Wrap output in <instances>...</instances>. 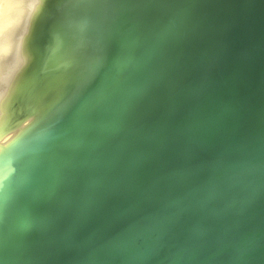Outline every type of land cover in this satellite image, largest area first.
Segmentation results:
<instances>
[{"label": "water", "instance_id": "obj_1", "mask_svg": "<svg viewBox=\"0 0 264 264\" xmlns=\"http://www.w3.org/2000/svg\"><path fill=\"white\" fill-rule=\"evenodd\" d=\"M0 264H264V0H46L0 140Z\"/></svg>", "mask_w": 264, "mask_h": 264}, {"label": "bare ground", "instance_id": "obj_2", "mask_svg": "<svg viewBox=\"0 0 264 264\" xmlns=\"http://www.w3.org/2000/svg\"><path fill=\"white\" fill-rule=\"evenodd\" d=\"M4 1H6V0H4ZM7 1L10 2L9 3L10 5L9 6L7 5V7H9V8L4 7L2 9V11H0V35L3 34L2 32L5 33V31L7 29H9V28H7L5 31H3V29H4L3 27L9 26L8 24H5V22L8 21L9 16H10L9 18L11 20L9 24L10 25L12 23L14 24L15 21L17 24V21L19 20V17H20L19 15H21V12L19 13L17 10H16V12H13V10H14V8L16 9V7L18 5L17 2H20V1L24 2L25 0L24 1H22V0L18 1L17 0V2H16L17 5L13 4V5H16V6H14L13 9L11 6L12 0H7ZM45 1L46 0H28V5L27 4L26 5L29 6L28 8L31 9L32 13L29 12L30 15L28 16L27 15L28 12H25V11H27V10L30 11V10L27 9V7H25L26 5H24L23 7H25V9H27V10H24L23 8H21V9L24 10V12L26 13V19L24 16H22L25 20L22 21L23 23L21 24V29H18L19 31L14 32L13 33L14 35L9 30L10 35L11 36L13 35V36L10 37L9 40H6L7 41L6 45L3 44V42L4 43L6 42L5 41L6 36L4 38V41H2V43H0V46L3 49V51H2V49H1V51L4 52V54H6L5 52L7 49L10 50V53L7 50L8 51V53L6 54L7 56L4 57V58L9 57L8 61H7V59L5 60L4 58H2L3 53L0 52V58L7 61L6 64L3 63V64H5L4 66H2V63L0 64L2 67V68L0 67L2 69L0 71V74L4 75V77L1 75L0 79L3 80V78H4V80H5L8 75H9L8 78L10 77L8 80L6 79L7 81L5 80V82H6L5 85L3 82L2 86L0 87V128L7 122V120L10 117L11 110H12V107H13L18 89H19V85H20V82H21V79H22V76H23V73L25 70V66H26V47H27L28 38L30 36L34 22L38 16L43 4L45 3ZM0 2H1V0H0ZM21 2L19 3L20 5L22 4ZM26 2L27 1H25V3ZM2 4H5V3L2 2ZM17 9L19 10V8H17ZM24 12H22V13H24ZM11 14L14 16L17 15L15 17L14 16L13 17L14 18L18 17V20L14 19V21H13V17ZM16 24H15V26L18 27L19 24H17V25ZM13 27H14V25H13ZM14 29H11V30H14ZM1 53H2V56H1ZM0 61H2V60H0ZM33 120H34V117L28 118L26 121L21 123L15 129L10 131L6 136H4L0 140V148L3 145H5L7 142H9L13 137H15L20 131H22Z\"/></svg>", "mask_w": 264, "mask_h": 264}, {"label": "rangeland", "instance_id": "obj_3", "mask_svg": "<svg viewBox=\"0 0 264 264\" xmlns=\"http://www.w3.org/2000/svg\"><path fill=\"white\" fill-rule=\"evenodd\" d=\"M14 1H15V2H14ZM18 1H20V0H18ZM22 1H24V0H22ZM25 1H27V2L25 3ZM25 1H24V2H21V1H20V2L23 4V5H22V4L20 5V4H19L20 2H17V0H12V4H11L12 9H13L14 6H16L17 3H18L16 9L14 8L13 12H16V10H17L19 13L21 12V15H19V16H20V17H19V20H18V17H17V18H14V17L17 16V15L14 16V15H12L13 13L11 14L12 17L14 16V17H13V21H14V19H17V20H18V21H17V24H19V25H18L19 28H18L17 26H15L16 21L14 22V24H13V23H12L11 25L9 24L10 21H11L10 18H9L10 16H9V17H8V21H6L5 24H8L11 28H10L9 26H7V27H3V28H4L3 31H5L7 28H9V29L6 30L7 32H6V31H5V33L2 32L3 34L0 35V43H2V41H4L5 36H6V38H7V39L5 38V41H6V40H9L10 37H12V36L14 35V34H13L14 32L19 31L18 29H21V24L23 23L22 21H24V20L26 19V13H25V12H28V14H27L28 16L30 15V13H32L31 9L28 8L29 6H27V5H28V0H25ZM2 2L5 3V4H2ZM16 2H17V3H16ZM9 3H10V2H8L7 0H6V1L1 0V2H0V11H2V9H3L4 7H7V5L9 6V5H10ZM24 3H25V4H24ZM13 4H16V5H13ZM26 4H27V5H26ZM24 5H26L25 7H27V9H29L30 11H28L27 9H25V7H23ZM18 6H19V7H18ZM21 6H22V7H21ZM7 8H9V7H7ZM10 8H11V7H10ZM17 8H19V10H18ZM21 8H23L24 10H27V11L24 12V10H22ZM22 12H24V13H22ZM29 12H30V13H29ZM9 14H10V13H9ZM9 14H8V15H9ZM14 14H15V13H14ZM22 16H24L25 19H24ZM22 19H23V20H22ZM17 24H16V25H17ZM13 25H14V27H13ZM1 26H2V25H1ZM14 28H15V29H14ZM11 29H14L15 31H14V30H11ZM9 30H10V32H12V34H13L12 36L10 35ZM3 44L6 45V44H7V41H6L5 43L3 42ZM1 49H2V48H1V46H0V52L3 51V49H2V51H1ZM4 49H5V48H4ZM5 50H6V49H5ZM5 50H4V51H5ZM7 50H8V49H7ZM7 50H6L5 53L7 54L8 51H9V53H10V50H8V51H7ZM2 53H3V56H2ZM2 53H1L2 58H4L5 56H7L6 54H4V52H2ZM9 55H10V54H9ZM4 59H5V60L7 59V61H8V60H9V57H8V58L6 57V58H4ZM0 60H2V61H0V64L2 63V66H4V65L6 64V62H7V61H5V60H3V59H1V58H0ZM3 63H5V64H3ZM0 67H1V65H0ZM1 68H2V67H1ZM1 68H0V71L2 70ZM1 75H2V74H0V76H1ZM2 76L4 77V75H2ZM6 76H7V75H6ZM8 76H9V75H8ZM8 76L6 77L7 80L10 78V77L8 78ZM0 78H1V77H0ZM6 79H5V80H6ZM0 80H1V79H0ZM5 80H4V78H3V80H1L2 82L0 81V83H1V84H0V87L2 86L3 82H4V85H5V83H6ZM7 80H6V81H7Z\"/></svg>", "mask_w": 264, "mask_h": 264}]
</instances>
